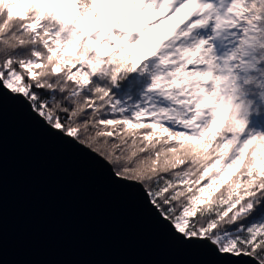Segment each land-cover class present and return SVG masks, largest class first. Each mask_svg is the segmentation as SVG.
<instances>
[{
	"label": "snow or ice",
	"instance_id": "1",
	"mask_svg": "<svg viewBox=\"0 0 264 264\" xmlns=\"http://www.w3.org/2000/svg\"><path fill=\"white\" fill-rule=\"evenodd\" d=\"M0 83L185 240L264 264V0H0Z\"/></svg>",
	"mask_w": 264,
	"mask_h": 264
},
{
	"label": "water",
	"instance_id": "2",
	"mask_svg": "<svg viewBox=\"0 0 264 264\" xmlns=\"http://www.w3.org/2000/svg\"><path fill=\"white\" fill-rule=\"evenodd\" d=\"M185 240L139 184L0 83V264H243ZM214 251V249H213Z\"/></svg>",
	"mask_w": 264,
	"mask_h": 264
},
{
	"label": "rangeland",
	"instance_id": "3",
	"mask_svg": "<svg viewBox=\"0 0 264 264\" xmlns=\"http://www.w3.org/2000/svg\"><path fill=\"white\" fill-rule=\"evenodd\" d=\"M103 14V13H102ZM172 23H174V21H170V22H168V24H166V25H164V26H162V27H168V26H170ZM97 26H103V25H97ZM157 30H152V33H149V35H152L153 33H155ZM146 39H147V37H146Z\"/></svg>",
	"mask_w": 264,
	"mask_h": 264
}]
</instances>
